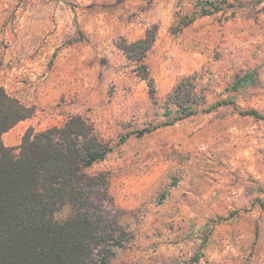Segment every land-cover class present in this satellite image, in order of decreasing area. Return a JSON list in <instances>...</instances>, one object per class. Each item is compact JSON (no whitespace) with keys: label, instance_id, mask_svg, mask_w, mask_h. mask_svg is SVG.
Listing matches in <instances>:
<instances>
[{"label":"rangeland","instance_id":"obj_1","mask_svg":"<svg viewBox=\"0 0 264 264\" xmlns=\"http://www.w3.org/2000/svg\"><path fill=\"white\" fill-rule=\"evenodd\" d=\"M201 1L0 0V86L35 108L4 143L81 115L114 145L89 170L109 175L112 201L96 202L128 231L110 264H264V120L240 113L264 114V0H205L223 10L186 25ZM155 25L158 101L200 74L208 106L235 96L239 109L134 134L164 118L118 43ZM250 71L256 85L227 90Z\"/></svg>","mask_w":264,"mask_h":264},{"label":"trees","instance_id":"obj_2","mask_svg":"<svg viewBox=\"0 0 264 264\" xmlns=\"http://www.w3.org/2000/svg\"><path fill=\"white\" fill-rule=\"evenodd\" d=\"M199 8L186 25L223 10L218 3L205 0L199 2ZM158 30L155 25L139 40L118 43L137 65V75L147 82L152 103L164 118L134 134L141 137L221 107L239 109L235 96L208 106L200 74L183 78L159 102L146 63ZM256 83V72L250 71L238 76L227 90L238 92ZM240 113L264 120V114L254 109ZM34 114V107L0 86V264H110L124 246L128 231L117 219L106 218L96 202L97 197L112 201L109 175L89 170L105 161L114 145L97 133L91 121L75 115L62 126L42 132L31 127L18 148L6 146L4 135ZM127 138L123 136L121 142ZM67 206L71 215L58 220L56 216Z\"/></svg>","mask_w":264,"mask_h":264}]
</instances>
